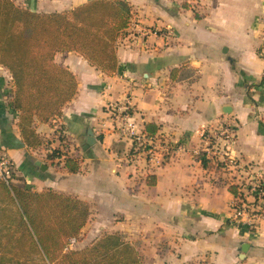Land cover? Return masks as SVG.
<instances>
[{"label":"crops","instance_id":"crops-1","mask_svg":"<svg viewBox=\"0 0 264 264\" xmlns=\"http://www.w3.org/2000/svg\"><path fill=\"white\" fill-rule=\"evenodd\" d=\"M90 1L14 0L40 14ZM122 1L132 16L117 42V72L106 74L76 52L55 55V64L75 75L78 91L61 116H32L29 129L42 145L29 146L22 134L13 76L0 64V145L28 188L89 206L83 240L75 242L81 249L119 234L142 264H264V219L255 231L231 221L242 171L204 151L206 136L229 124L236 130L232 155L264 176V0ZM127 103L141 133L155 140V159L115 129L110 107ZM90 129L96 142L84 150ZM57 150L62 156L51 159ZM66 157L79 162L78 173L67 170Z\"/></svg>","mask_w":264,"mask_h":264},{"label":"trees","instance_id":"trees-1","mask_svg":"<svg viewBox=\"0 0 264 264\" xmlns=\"http://www.w3.org/2000/svg\"><path fill=\"white\" fill-rule=\"evenodd\" d=\"M131 16V6L122 0H92L51 14L0 0V64L12 73V105L22 112V134L29 146L43 143L29 129L32 116L45 121L61 116L78 91L75 75L55 64V55L76 52L106 74L117 72V42L129 28ZM61 156L58 150L49 155L51 159ZM65 166L70 173L80 169L70 157ZM230 191L239 194L237 186ZM0 195L10 206L0 207V264H36L32 255L45 264H142L137 249L119 234H105L84 249H72V241L80 242L91 214L89 206L76 198L33 191L19 178L12 185L0 181ZM3 211L9 214L6 221Z\"/></svg>","mask_w":264,"mask_h":264},{"label":"built area","instance_id":"built-area-1","mask_svg":"<svg viewBox=\"0 0 264 264\" xmlns=\"http://www.w3.org/2000/svg\"><path fill=\"white\" fill-rule=\"evenodd\" d=\"M145 34L159 35L164 38L169 37V31L166 30H146ZM114 114V126L119 132L122 139H126L132 144L137 143L143 147L146 154L152 159L156 158L155 146L156 142L152 138L145 137L132 115V106L127 103L122 106H111ZM113 109V110H112ZM65 136V135H64ZM206 154L211 155L213 152L221 156L222 162L226 164L228 169L237 171L240 169L242 175L239 176V187L242 195L238 202L232 206L231 221L236 225H245L248 228H256L258 222L264 219V176L261 171L255 170L253 167L242 166L235 156L232 155L233 146L236 143V130L231 125H225L217 130L215 134L206 136ZM165 146V154L170 151V146ZM165 157L164 154H162ZM17 165L13 158L0 145V181L7 185H12L18 181ZM253 198V202L248 199Z\"/></svg>","mask_w":264,"mask_h":264},{"label":"rangeland","instance_id":"rangeland-1","mask_svg":"<svg viewBox=\"0 0 264 264\" xmlns=\"http://www.w3.org/2000/svg\"><path fill=\"white\" fill-rule=\"evenodd\" d=\"M1 65H2V64H1ZM110 108H112V107H110ZM64 139H65L64 141H66L67 144H70V143H71V142H68L67 136H65ZM71 149H73V148H71ZM79 149H80V148H78V150H79ZM79 151H81V149H80ZM3 198H4V197L0 195V202L3 204V205L1 206V209H2V210L5 209V208H7V206L10 207V206L8 205V201L4 202V199H3ZM8 216H9L8 213H5L4 211L2 212L3 220L6 221V220L8 219ZM82 235H83V232H82ZM82 235L80 236V242L83 240ZM84 239H85V237H84ZM80 246H81V245H80ZM71 248L74 249V250H75V249H77V250H81V248L78 247V244H75V241H72V247H71ZM83 249H84V248H83ZM32 258L36 259V264H45V263L42 261L41 258L36 257L35 255H32Z\"/></svg>","mask_w":264,"mask_h":264},{"label":"water","instance_id":"water-1","mask_svg":"<svg viewBox=\"0 0 264 264\" xmlns=\"http://www.w3.org/2000/svg\"><path fill=\"white\" fill-rule=\"evenodd\" d=\"M88 134H89V138H88V140H87V145H86V147H85L84 150L89 149V148L92 147V146L95 144V142H96V140H95V138H94V132H93L92 129L89 130ZM37 165H38L39 167H41V169H42L43 171H45V170L47 169V166L43 165L41 162H37ZM248 250H249V245H248V244H244L243 247H242V251H243V253H247Z\"/></svg>","mask_w":264,"mask_h":264}]
</instances>
